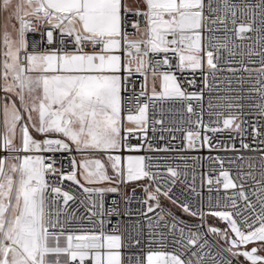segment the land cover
Wrapping results in <instances>:
<instances>
[{
    "label": "snow or ice",
    "instance_id": "obj_1",
    "mask_svg": "<svg viewBox=\"0 0 264 264\" xmlns=\"http://www.w3.org/2000/svg\"><path fill=\"white\" fill-rule=\"evenodd\" d=\"M0 17V264H264V0H0ZM205 148L256 155L191 157L219 165L207 203L194 168L197 202L174 199L189 174L168 161L188 158L155 154Z\"/></svg>",
    "mask_w": 264,
    "mask_h": 264
},
{
    "label": "built area",
    "instance_id": "obj_2",
    "mask_svg": "<svg viewBox=\"0 0 264 264\" xmlns=\"http://www.w3.org/2000/svg\"><path fill=\"white\" fill-rule=\"evenodd\" d=\"M254 2V0H253ZM248 35H253L252 33H249ZM239 42V41H238ZM248 41H245V43H247ZM236 59H240L239 56L236 57ZM221 66L222 67H226L223 62H221ZM228 73L224 72L221 73V75H227ZM187 75V74H186ZM202 78L199 77V75L196 77V86L195 87H190L188 88V91H199V89L202 87ZM205 107L207 105V94L205 95ZM194 107L196 106L195 102H193ZM171 106V105H169ZM175 108L177 109H181L180 113H176L174 115L173 118L175 119H180L181 115H183L184 117L187 116L186 112H183V106L180 103H176L175 104ZM195 118V117H194ZM204 120L205 122L208 121V115L207 112H205L204 115ZM250 130V129H249ZM167 135V134H166ZM218 139H223V140H228V136L227 133L218 136ZM250 140V138H249ZM246 142H249L248 140H246ZM177 144V146L179 145V136L177 138V141L175 142ZM237 147L239 148V143L237 141ZM143 154V153H141ZM150 155H152V153H149ZM244 155V156H249V155H256V153H250L248 150H241L239 153L236 152H232V151H224V150H214V151H209L207 148L205 149H200V150H186V151H179V152H170V153H158L155 155H159V156H169V157H178V156H183L186 157L188 159L186 160H181V159H172L170 161H168L172 166H176L179 165L180 166V170L181 171H187L188 172V178L187 181L185 183H181V181H184V177L181 176L180 180L177 181L176 185L173 186L172 188V192L170 193V195L173 196L174 199H178L180 201H187L190 202L192 204H195L197 202V197L195 196V193L192 192L191 188L189 187V185L192 183V171L193 168L195 169L196 172V181H195V185H196V192H201L204 198V202L205 205L207 203V197L209 195V193L207 192V188L206 186L204 188H201V174L202 173H206L208 172L210 167H214L216 168V170H219V165L218 164H210L209 161L207 160H202L200 162H194L192 159H190L191 157H207L209 155L211 156H221V157H231V158H235V156L237 155ZM238 162V161H237ZM161 163H163V161H161ZM185 164L188 165V167L185 169ZM225 167L226 168H230L233 172L235 171V168L233 165H230L227 160L225 161ZM159 171L163 172L164 169H159ZM67 183V182H66ZM134 187H126L123 189L124 193L128 196L132 195V189ZM67 190V187L66 189ZM74 195L77 196V204L79 202V199L83 198V193L79 190V189H75ZM136 197L142 198L143 197V192L140 188H136V193H135ZM212 195H215V193H212ZM115 199L117 201L120 202L121 207H124L125 205L123 204V201L121 199L120 194H108L106 196V200L107 202L110 204L111 201ZM71 203V202H70ZM77 204H72L71 207L75 208L77 207ZM161 204L164 208L170 210L172 212V214L176 217H178L180 220H183L185 223L187 224H196L199 223V221L194 218L191 217L187 214H185L179 207H177L176 205L172 204L171 201L161 197ZM131 207L133 209H136L138 207H140V205L136 202L133 201L131 204ZM80 211H83V209L81 208ZM115 219L113 220V223H115ZM208 223L210 224H217L218 222L214 219V218H208ZM221 226V225H220Z\"/></svg>",
    "mask_w": 264,
    "mask_h": 264
},
{
    "label": "rangeland",
    "instance_id": "obj_3",
    "mask_svg": "<svg viewBox=\"0 0 264 264\" xmlns=\"http://www.w3.org/2000/svg\"><path fill=\"white\" fill-rule=\"evenodd\" d=\"M2 22H3V18L0 17V24H2ZM128 187H136V185H134V184H130V185H128ZM221 226H222V225H221Z\"/></svg>",
    "mask_w": 264,
    "mask_h": 264
}]
</instances>
